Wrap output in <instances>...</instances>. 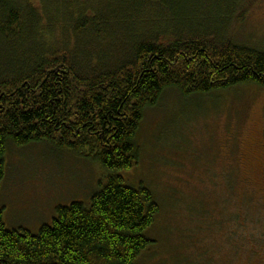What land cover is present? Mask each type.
<instances>
[{"label": "trees", "instance_id": "1", "mask_svg": "<svg viewBox=\"0 0 264 264\" xmlns=\"http://www.w3.org/2000/svg\"><path fill=\"white\" fill-rule=\"evenodd\" d=\"M237 3L0 0V186L9 144L85 152L102 172L89 204L58 206L35 234L0 212V264H138L160 208L121 172L139 160L146 110L172 89L264 87V52L222 29Z\"/></svg>", "mask_w": 264, "mask_h": 264}, {"label": "rangeland", "instance_id": "2", "mask_svg": "<svg viewBox=\"0 0 264 264\" xmlns=\"http://www.w3.org/2000/svg\"><path fill=\"white\" fill-rule=\"evenodd\" d=\"M222 29L235 44L264 52V0H239ZM137 132L139 160L121 175L148 187L160 208L138 264H264V87L184 97L167 90ZM89 157L9 144L0 186L5 226L35 234L58 206L89 204L102 179Z\"/></svg>", "mask_w": 264, "mask_h": 264}]
</instances>
